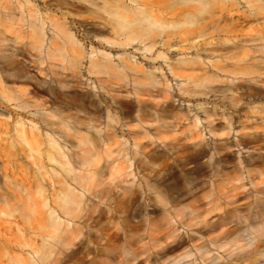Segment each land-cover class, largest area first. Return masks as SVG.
<instances>
[{"label":"bare ground","instance_id":"6f19581e","mask_svg":"<svg viewBox=\"0 0 264 264\" xmlns=\"http://www.w3.org/2000/svg\"><path fill=\"white\" fill-rule=\"evenodd\" d=\"M13 4L16 13L10 8L0 11V216L10 217L17 213L27 219L25 206L32 202L26 189L11 181L5 166L1 165L2 159L9 156L5 152L15 149L16 142L28 147V158L32 159L36 154L59 165L60 171L52 170L51 173L61 179L62 186L54 195L56 214L47 207L41 182L36 185V193L42 196V207L48 209L44 224L47 233L42 236L38 247L32 240L16 241L15 236L8 237L11 228L2 224L11 223L6 220L0 222V264H4V257L8 259L7 264L114 263L117 250L111 235L103 241L94 235L98 245H83L80 241L79 246L62 254L54 253L49 240L68 235L67 240L73 241L80 236V232L72 234L69 229L73 226V218L84 208L83 195L91 182L89 172L86 171L85 175L82 172L99 161L98 154L104 161L109 158L112 153L110 143L126 144V136L136 148V138L151 140L152 136H163L168 126H174L163 124L165 122L144 109L146 100H138L140 105L129 121L116 116L105 100L103 106L92 104L80 111L76 104L78 99L67 97L62 88L69 83L88 86L85 73L93 78L92 89L95 88L93 83L99 82L100 88L115 102L119 95L109 94L110 91L117 92L112 85L123 88L130 80L126 73H132V82L155 88L157 95L171 99L166 76L162 74V62L166 63L173 77L179 78L178 73H199L200 80L211 84L205 92L212 98V102H208L210 107L205 108L206 103L196 99L197 112L191 113L187 107L184 114L196 147L193 153L195 169L200 172L206 168L213 178L212 183L220 173L227 174L225 169L230 164L229 156L236 150L232 154L231 166L235 173L233 180L238 185L232 184L230 192L222 196L228 205H232L241 189V210L245 212L237 217L236 227L241 233L233 235L235 229L225 227L223 220L206 223L204 226L210 230L220 231L209 238V245L194 246V251L198 253L201 264H264V128L242 132L237 139L233 129V124L240 118V94L241 128L245 123L256 121L254 114L260 110L250 104L264 101V90L256 87L257 84L264 86V82L251 80L257 84L252 89L242 90L235 82L236 76L231 79L226 76L228 73L241 75L243 80L246 76L264 73V25L253 26L249 30L252 34L241 38L242 24L249 25L250 19L264 14V0H17ZM25 6L28 7L26 12L23 11ZM207 21L224 38L217 37L214 42H207V48H204L205 44H199L192 55L171 60V34H163L192 26L199 33L195 36L201 37L200 29ZM22 27L25 31L23 36H19L18 29ZM95 44L97 48L93 47ZM132 44H137L138 50L152 52L153 59L160 61L154 60L148 69L143 68L133 60L134 55L127 53L126 48ZM112 48L120 51L115 57L109 52ZM178 52L182 53V49ZM155 71L161 73L159 79ZM141 94L150 96L147 88ZM243 101L249 105L243 106ZM217 102L231 112L219 109ZM119 112L128 116L131 110L126 108ZM173 116L180 118L178 113ZM131 121L135 122L133 127L136 129L129 125ZM151 126L154 127L149 129ZM205 134L211 137L209 143H205ZM5 135L9 136V141L5 140ZM69 138L83 147L78 160V167L84 169L82 171L70 166L66 159L65 141ZM92 142H97V149L91 146ZM2 143L7 147H2ZM43 143L48 148L41 152ZM258 150L262 152L256 153ZM243 152L247 154L243 155ZM205 154L209 155L206 166L197 162ZM123 156L121 162H110L109 174L120 171L122 164L126 171L119 176L132 175V172H127L131 166L127 154ZM40 168L41 165H37V169ZM51 173L44 172L48 178ZM63 174L69 177V184L62 179ZM254 176L258 178L257 182H253ZM245 179L254 188L250 195L255 198L252 207L242 202L247 197ZM121 183L127 181L122 179ZM166 224L168 241L159 249L163 256L192 239L177 237L174 220L168 219ZM67 244L72 245L73 242ZM15 246L25 250L11 254ZM195 252L187 248L167 264H198ZM148 257L143 259V264L148 262Z\"/></svg>","mask_w":264,"mask_h":264},{"label":"rangeland","instance_id":"374dc122","mask_svg":"<svg viewBox=\"0 0 264 264\" xmlns=\"http://www.w3.org/2000/svg\"><path fill=\"white\" fill-rule=\"evenodd\" d=\"M16 1L0 0V11H6L7 8H10L11 11L16 13L17 10L13 4ZM242 4L243 2L241 1ZM23 11H28V7L25 6ZM241 12H244L243 8H241ZM82 15L85 16L86 13ZM250 21L251 24L249 25L242 24L241 38L252 34L250 31L253 26L264 25V14L257 15L256 18L250 19ZM24 29V27L18 29L19 36H23ZM200 33L201 37L195 36V34L198 35L199 33L197 28L192 26L164 33L163 35L171 34L170 42L172 45L169 48L172 51L170 53L172 56L171 60L183 57V55H192L193 49L199 44H205L204 48H207L209 46L207 42H214L217 37L224 38L221 33L211 27L208 21L200 29ZM238 36L236 37L238 38ZM88 47L86 48L88 49ZM93 47L97 48V45L95 44ZM137 47V44L128 46L126 48L127 53L134 55L133 60L141 64L143 68L148 69V66L154 60L160 61L159 59H153L154 55H152V52L141 51ZM155 49L158 50L159 48ZM181 49L182 53H179L178 50ZM109 52L115 57L120 51L112 48ZM114 59L116 60V58ZM204 61H207L206 58ZM162 64V74L166 76L172 97L167 100L163 99L161 95H157L155 88L132 82V73H126L127 76H130V80L123 88L112 85L117 92L110 91L109 94L119 95L115 98V102H112L105 90L100 88L99 82L93 83L95 88L92 89L91 81H93V78L85 73L84 78H87L85 83H88V86L82 85L79 87L76 84L69 83L62 88L67 97H76L78 99L76 104L77 109L80 111L90 108L92 104L103 106V100H105L106 104L115 111V115L121 117L123 121H129L134 116V110L140 105L138 100H146L143 105L144 109L160 121L165 122L163 124L167 123L174 127L168 126V130L165 131L163 136H152L150 137L151 140L136 138V148L133 145V141L126 136V144L121 142L120 144L110 143L112 153L105 161L100 154L97 155L99 161L82 172L83 175L86 174V171L89 172L91 182L89 190L83 195L84 208L78 213L77 217L73 218V226L69 229L72 234L80 232V236L73 241L67 240L69 238L68 235L50 239L49 242L53 246L54 253H67L71 248L79 246L80 241H83V245L93 244V246H96L98 244L95 236L103 241L105 237L111 235V239H115L113 242L117 250L113 264H143L142 261L147 256L149 257L146 264H167L171 258L179 255L187 248L195 252L194 246L209 245V238L218 234L220 230H210L208 226H204L206 223L210 224L223 220L226 222L225 227L235 229L233 235L241 233V230L236 229L239 222L237 217L241 215V212H245L241 210V189L238 190L240 194L237 196V201L232 205H228L222 196L224 193L230 192L229 188L232 184L238 185L233 180L235 173L232 171L231 166L234 160L232 154L236 150L231 151L229 156L230 164L225 169L227 174L220 173V177L210 183L213 178L210 177V172L204 168L208 163L209 155H201L198 158L197 162L204 165L205 171L198 172L195 169V161L193 160V153L196 147L191 139V134L188 132L190 125L187 120H184L187 107L191 109V113L197 112L195 110L196 99L205 102V108L210 107L208 102H212L210 101L212 98L205 92L211 84L204 79L200 80L198 77L199 73H178L179 78L173 77L168 72L166 63L162 62ZM227 68L229 69L230 67L228 66ZM160 74L159 71H155L157 79L161 77ZM226 76H229V79L236 76L235 82L239 83L242 90L247 87L252 89L257 84H254L251 80L264 82V73L246 76L243 80H241V75L228 73ZM100 77L103 78L104 76ZM179 83H182V85H179ZM257 85V88L264 90V86ZM103 87L105 88V86ZM146 88L149 90L150 96L141 94ZM155 104L157 106L153 107ZM216 104L219 109L224 108L228 113L231 112L221 102ZM245 104L249 105L247 101H243V106H246ZM250 105L255 106L260 111L254 114L253 118L256 121L245 123L244 128H241L240 94V118L237 123L233 124L234 132L236 131V139L241 137L242 132H250L252 128H264V101L257 100ZM126 108H129L131 113L128 116H123L119 111ZM175 113H178L180 118L173 116ZM134 124V121L129 123L132 126L131 128H134ZM153 127L151 126L149 129ZM4 138L7 141L10 140L8 135H5ZM210 138L208 134H205V143H209ZM59 144L62 145L61 142ZM65 144L64 152L70 166L81 171L84 170L78 167L79 156H82V145L72 138L67 139ZM96 145L97 142L91 143V146L97 149ZM180 145L183 147H180ZM3 146L7 147V144L2 143ZM47 148L45 143L40 146L41 152ZM27 150L28 147L26 145L16 142L15 149H8L5 153H8L9 156L3 158L1 163L6 168L8 178L16 182L19 188L26 189L25 192L30 194L32 202L25 206V217L27 219L21 218L17 213H13V216L10 217L0 216V222L6 220L11 223V225L2 224L11 228V235L8 237L15 236L16 241L32 240L38 247L42 241V236L47 233L44 224L46 223L45 216L48 209L42 207V196L36 193V185L41 182V186L45 190L44 196L47 198V207L54 210L57 214L54 195L62 184L61 179L51 173L52 170L59 172V165L49 162L44 157L36 154L33 155L32 159L28 158ZM238 152L241 154V150H238ZM260 152L262 151H256V153ZM123 154H127L128 164H131L127 172H132V175L127 177L124 175L119 176V174H123L126 171L122 164L120 165L122 168L120 171L109 174L108 166L110 162L112 160L116 162L123 161ZM246 154L247 152H243V155ZM37 165H41L42 168L37 169ZM45 171L48 174L51 173L49 178L44 174ZM62 179L68 184L71 182L69 177L64 174ZM122 179L126 180L127 183H121ZM148 179L150 180L148 181ZM257 180L258 178L254 176L253 182H257ZM243 182L247 190L245 194L247 197H244L242 202L251 204L252 207L255 198L250 195L253 194L254 188L250 185L248 179ZM168 219L174 220L177 237L192 239L183 247L163 256L159 253V249L168 241L166 239V221ZM124 239H127V242ZM68 242H73V244L68 245ZM21 250L25 249L15 246L11 254H18ZM195 258L196 262L201 264L197 252H195ZM2 261L7 264V257L2 258Z\"/></svg>","mask_w":264,"mask_h":264}]
</instances>
